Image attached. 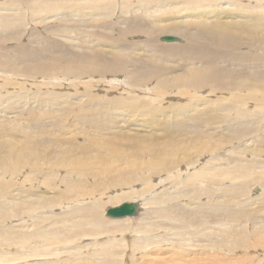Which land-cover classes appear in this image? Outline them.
I'll list each match as a JSON object with an SVG mask.
<instances>
[{"label":"rangeland","instance_id":"374dc122","mask_svg":"<svg viewBox=\"0 0 264 264\" xmlns=\"http://www.w3.org/2000/svg\"><path fill=\"white\" fill-rule=\"evenodd\" d=\"M93 1L94 4L99 3L104 6L115 4L116 7L111 9L107 15H93L92 18L97 19V24L91 25L86 23L88 22L85 21L87 16L84 17L83 15L91 14V10L94 7ZM151 1L152 0H0V238H2L0 240V254L8 256V260L12 261L1 262L0 264H103L107 261L106 258L109 254L105 252L107 246V250L111 247L109 250L110 256L114 255L109 257V260L111 262L117 261L115 263L113 262L114 264H148V260L155 258L154 254L161 255L163 258L169 255L170 257L172 255L176 257L177 250L171 249L166 253L165 250L159 251V249L162 250L161 248L151 247L156 245H150L149 243L153 238L157 239L161 238V236L166 237V235L172 233L178 234L180 223L171 222L170 224H166V226L163 225L162 229L159 231L141 234L135 231V229H137L138 223H142L147 218L143 205H139L140 210L138 217L128 219L131 220L127 226V228L130 229L129 232L125 230L123 233L109 232V235L107 232L105 233L107 236L105 234L99 236L92 234L94 235L92 236L83 231L82 236H77L72 240L73 242L66 241V243L63 244L42 243V239L38 237L40 235L38 233L40 229L44 227L41 229L43 231L49 226L55 228L56 232H61V237L70 235L73 237L78 233L77 229L72 228L69 234H67L68 229L63 226L66 221L71 222L72 225L86 228L83 225H88L89 220L87 221V219L79 218V215L75 214V211L84 209L98 202V196L100 197L98 193L106 194L102 198L104 201L102 199L99 200L101 205L109 203L110 205L106 206V208H114L119 206V204L122 205V202H130L136 199V196L130 195L135 191V187L140 189L148 188L139 185L141 182H138V184L132 183L130 187L129 185H125L124 188L115 189L114 186H110V175H108L102 178L104 185L102 190L98 191V185L96 184L97 178H66L65 170L63 169H60L58 174L55 175L53 182L48 179V175H51L50 168L55 161L58 162L59 159H62L58 166L60 168L64 165V161L66 162L67 157L70 158L71 162L80 158L95 162L97 161V157L104 158L103 160L106 162V160H109V157H112L106 149L118 148L115 150L122 153L124 152V156L128 157L127 160L131 162L136 160L144 162L142 159H147L145 151L150 154L149 149H154L150 141L155 145H159L161 141H163L159 148L161 153L180 148V152L182 153L180 157L182 160L185 159V162L180 161V163L188 166L190 163H194V161H199V158L205 153H208L207 150L210 148H208L209 145L207 146L206 142H209L211 147H215V149L213 148L212 155L210 154L211 156L207 155L206 157H202L200 159L201 161L198 162L205 163L210 160L211 157L215 159L212 161L213 163H211V165H208V172H223L222 168L226 167L223 165L226 164L225 160L228 159V157H225L228 155L227 153H229V161H233L229 169L230 171L238 173L240 170H246L247 172V176L244 179L245 181L241 183L231 181L230 179L225 181H214V183L211 184L214 185L215 189L214 200L209 197L207 191L211 186L207 183H202L201 186L196 185L193 189L190 188L191 191H189L188 188L187 193L189 196H192L193 203H185L187 210H192L188 211L189 214L197 208H200L202 212L193 215H185L183 218H180V220L189 218L194 225L190 223L189 226H187L186 231L189 234H186V243L183 244L180 242V237L182 238V235H180V237L179 235H175L173 238L177 239L176 243L179 244H169V246L173 247L183 244L184 250L190 252V256L186 257L188 259H191L193 254L202 252L201 254L204 255L202 257L205 259L208 257L210 258L213 253L218 254L223 264H264V261H262V259H264L263 249H251L247 248V245H242L241 247L244 248V250L238 251L240 249L237 247V243L240 241L237 239L238 235L236 236V234L230 235L232 240H226L225 238L228 237L226 234H224V237L222 236L223 242L215 240L217 235L224 233L222 229L233 228L236 229L238 234H244L247 239L246 242L248 243L250 241L249 239H254L247 237V233L249 231L251 233L249 229L250 226L251 228L254 225L259 227L264 226V142L262 139V137H264V110L261 111L262 108L258 105V101L263 98L264 92L251 93L248 89L241 91L234 90L233 85L236 83H240L241 81L249 83V73L239 68L228 67L226 64H224L222 68L224 74L222 78H211L205 82L204 86H199L198 84L179 86L176 83L180 81V77L183 75L186 62L182 60V56L173 54L166 55L160 51H153L150 57L138 59V62L142 65H139L137 61L134 60V62H127V56L132 57V59L138 58V56L132 55L135 52L130 48V45L137 42H140V45L145 38L144 41L151 40V37L148 39L144 34H129L128 28L130 26H136L142 20L147 22L153 21L151 20V14L156 17L158 13L166 10H173L176 6H185L184 3H186L184 0H182L183 2L170 0L171 3L163 4L156 12L152 11L153 13L151 14L149 12L144 14L143 11L140 10L141 5L147 8L148 5H154V2L152 4ZM235 1L246 3L244 5L250 2V0H231V2ZM251 1L254 3L255 0ZM253 3L251 6L255 10L254 12L257 11L261 13L264 5L262 6L260 2H257L260 6L254 5L256 1L254 4ZM126 5L130 6L131 9L126 8ZM223 5L224 7L230 6L229 2H224ZM55 6H62L63 8L50 11L51 8ZM66 7L76 8L74 9V15H70L71 13L69 11L65 14L64 9ZM260 7H263L262 10ZM60 24H63L60 29L53 28L55 26H60ZM117 27L121 29V33H118ZM97 29L101 31L99 35L94 33ZM258 33L259 36L264 39V26L261 27ZM114 35L123 39V46L119 51L107 49L106 55H109L107 61L114 62V59H116L115 61H121L123 64L120 65V68L117 70L111 69L109 73L107 71L103 72L100 69L101 72H93L89 69L85 70L87 65L82 63L83 71L78 73L71 71V68L73 69L74 66L77 67L78 65L75 64L72 66L74 63L70 61L72 60L70 53L81 52L82 48H78L79 45L82 46V43H84L86 46H93L94 37H98L102 41L103 38L100 37H110ZM162 35L176 36L179 39H184L185 44L187 42V39L183 38L181 35H169L162 32L154 36L151 41H153V43H161L160 38ZM115 39L120 40V38ZM84 40H86L87 44H85ZM52 41H56V43L51 44ZM244 42H249V40L244 39ZM69 43L71 45H69ZM185 44H180L181 46L178 49L179 52H186L181 50L186 48L184 47ZM55 49L56 51L58 50L57 52H61L65 49L68 54V58L63 57L60 61L56 62L55 65H57V67L54 65L55 61L52 60L51 57H46L47 54L54 53ZM38 51L43 54L41 57L43 66H39L37 63L35 64V62L26 61V59H29V54L36 55ZM119 52L121 54H118ZM124 56L126 57L124 58ZM150 59L152 63L158 66L161 65L162 68L158 69L146 64L151 62ZM67 60L70 62L69 64L65 62ZM62 62L65 65L61 64ZM242 64L245 63L243 62ZM66 65H68V67H66ZM193 65L197 67L201 66L199 62H194ZM143 66L147 68V71L143 76H140L136 69L139 67L142 68ZM241 92L246 95L241 97ZM141 104L142 107L139 109L135 108V111H133L134 108H131V105L140 106ZM144 104L149 106L148 110L146 108L143 109ZM121 105L126 107L130 106V111L124 112L122 110L123 106ZM172 107L177 109L176 112L178 110L182 111L181 114L174 119L171 117ZM163 108H165V110ZM157 109L159 111L161 109V113L165 112L164 114L167 115L166 120L163 119V115L153 112L154 110L158 111ZM186 109H189L190 112ZM249 112L252 113L251 115H255V112H260L258 115L261 116V121L256 123L250 120V117H243L242 113ZM142 113H144V115ZM206 116L223 117L233 128L253 126L256 130L245 131L241 136L233 137L232 130L225 129V131H222L226 128L225 123L213 125L206 121V119L200 118ZM38 119L44 123L39 122ZM193 119L195 126H187L186 123H194H192ZM149 121L152 123L155 122L156 132L154 131L155 129L150 128L152 125L148 127L147 122ZM135 125L144 126L138 127ZM111 126L115 129H111ZM165 126L166 129L163 130ZM219 126L221 127L218 128L216 134H214V131H216L215 127ZM177 127L180 128V134L174 133ZM97 129L104 131L99 134L96 133L97 136L94 137L93 134ZM193 130H198L197 134L194 132L195 135H193L191 133ZM126 131L129 133H126ZM80 132L81 135L78 136L77 133ZM113 138H116L117 142L116 140L113 141ZM110 141L112 143H110ZM8 145H12L10 146L12 149L10 152L6 150L7 147H9ZM25 148L37 153V159L42 163L40 167L44 169L42 175H39L37 171L30 174L33 169L22 164L16 167L18 172L15 176L8 175L11 173H7L4 167L14 162L17 163V158L20 155L18 151ZM256 148H258L256 152L259 151V153L257 152L255 156H252L251 153L247 155L248 151H255ZM198 151L199 153H197ZM260 151L262 152L260 153ZM125 153H127V155H125ZM261 154L263 157L260 156ZM40 155L41 157L39 159L38 157ZM173 155H175V152L171 153V156ZM191 156H193V158ZM55 157H57V159ZM164 163L169 166V168L163 172L164 174L170 173V171L176 167L171 165L168 158L165 159ZM201 166L202 165L199 167ZM2 167L5 171L2 170ZM35 177H37L38 183H41L40 185L44 183L51 186V188L44 189V187L39 186L36 190H41L43 193L34 191L32 195L30 190L35 186H30L29 184H32L31 181L35 180ZM171 177L175 179L176 175H171ZM183 178L184 176H182L179 181L181 179L182 181L190 179V177ZM65 180L70 184L82 185L84 189L92 191L95 196L89 197L87 195H82L77 199L78 202H68L56 208L49 205L47 209L40 207L39 204H35V200L40 196L49 198V196L53 197L56 196L58 192H62L65 185H63L61 181ZM55 186H59L60 188H54ZM147 186H150V183L147 184ZM182 186V183L177 187H171L170 184L163 187V189L157 191L155 189L153 192H156L153 193L152 196L158 198L161 196L160 192L164 190L167 191L166 194L163 195L165 198L170 197L171 199H176L182 192ZM76 193L79 195L78 192ZM123 193L125 194L122 195ZM128 196L129 199L126 198ZM94 198L96 202L93 200ZM146 199L145 203L150 201L151 194L146 196ZM41 200L43 199L41 198ZM176 201L178 200L170 203L173 204V202L176 203ZM28 203L31 204L28 205ZM142 203H144V201H142ZM33 205L35 207H33ZM197 205L199 206L197 207ZM212 205L216 206L218 210L216 213L223 216L216 221L212 220L211 216H208L211 214L207 212V208H211ZM164 206L165 204L157 209L163 208ZM226 206L229 207V211L232 212L226 219L228 222H225V215L228 211L226 210ZM141 207L143 208L141 209ZM16 208L19 210L23 209L20 211L22 213ZM106 208H104V211ZM6 212H11V214L9 215ZM15 212H19L20 214L18 213L17 215ZM27 212L31 215H28ZM32 215H35V217ZM101 216L105 221L112 220L106 218V216ZM44 218L46 219L44 220ZM156 219L157 218H154L157 224L149 222L154 227L160 225V223L158 224L159 221L163 222L162 220ZM24 220L25 223H29H23ZM36 220L38 223H43H41L42 227ZM200 221H206L204 225H200L202 232H198L199 226L197 225H199ZM21 224H24V227H22ZM25 228L27 229L25 230ZM65 231H67L66 235H64ZM17 232L20 233V236ZM7 233L8 235H6ZM11 233L13 235L12 239L8 237ZM21 234L26 235V237L23 238ZM184 237L185 236H183V238ZM30 239L32 242H30ZM15 240L20 241L16 242ZM157 241L158 239L156 242ZM108 243L111 246H109ZM37 245L40 246L38 247ZM105 245L106 248H104ZM234 245L236 247L233 248ZM229 246H231L234 251H229ZM147 247L148 249H146ZM113 248L115 250H113ZM218 248L222 251H219ZM111 250H113V252ZM37 251L44 254L41 255L42 257L46 256V253L50 254V256L48 255L46 258H38L41 256H37L36 258L33 254L38 253ZM56 251H59V253H56ZM52 252L53 254H51ZM228 252L235 253L237 259H233L232 256L228 257ZM55 254L57 256L59 255V257L55 258L57 256H51ZM25 255L28 260L23 259ZM115 257L117 260H115ZM21 258L23 259L22 261ZM188 263L195 264L192 261ZM198 263L212 264L210 262L206 263V261Z\"/></svg>","mask_w":264,"mask_h":264},{"label":"bare ground","instance_id":"6f19581e","mask_svg":"<svg viewBox=\"0 0 264 264\" xmlns=\"http://www.w3.org/2000/svg\"><path fill=\"white\" fill-rule=\"evenodd\" d=\"M141 1H143V0H141ZM175 1L183 2L182 0H175ZM223 1L227 2V3L229 2L230 6L224 7ZM255 1H256V4H254ZM255 1L253 3V1L250 0V2L248 3L250 5H248V4L244 5L246 3L237 2V1L231 2V0H184V2H186V3H184L185 6H182V5L176 6L173 10H166V11H163L161 13H158V15L156 17H154L155 15L153 16L151 13L156 12L157 9L160 6H162L163 4L171 3L170 0H164V1L152 0L151 3L153 4V2H154V5H148L147 8H145L143 5H141L140 10L143 11L144 14H147V12H149L151 14V17H152L151 20H153V21L147 22V21L142 20L136 26H130L128 28L129 34H135V33L144 34L145 36H147L148 39L151 37V40H152V38L154 36H156L160 32H162L164 34L166 33L169 35H175V34L181 35L183 38L187 39V42L185 44L184 39H180V41L175 42V43H179V44L162 42L161 38L163 37V35L160 38L161 43H153V41H151V40L150 41H144L146 39L145 38L143 40V42L141 41L143 45L142 44L139 45L140 42L133 43V45H130L131 46L130 48L135 53L138 52L137 54H135L133 52L134 54H132V55L138 56V58L132 59V57L127 56V62L137 61V63L139 65H142L141 63L138 62V59L143 58V57L144 58L150 57L151 53H153V51L154 52L160 51L166 55H172L173 54L176 56H182V60H184L186 62L184 65L183 75L180 77V81H178L176 83L179 86L191 85V84H198L199 86H204L205 82L211 78H214V77L222 78L224 76V74L222 72V68H223L224 64H226V66H228V67L239 68V69L245 70L247 73H249V80H250L249 83L244 82V81H241L240 83H236L233 85L234 90L241 91L244 89H248L251 93L264 92V39H262L258 33L260 31L261 27L264 26V8L260 7L261 10L263 8V11L261 13H258L257 11L254 12L255 10L251 6L252 3L254 5L260 6L257 2L262 3V6H263L264 0H255ZM108 3H109V1H108ZM93 5H94V7L91 10V14L83 15L84 17L87 16L85 21H88V22H86V23L91 24V25L97 24L96 23L97 19L92 18L93 15H97V16H101L103 14L107 15L111 9L116 7L115 4H109V5H105V6L101 5L99 3L94 4V1H93ZM125 7L131 9L130 6L126 5ZM62 8H63L62 6H57V7L55 6V7H52L50 11L60 10ZM154 8H156V9H154ZM74 9H76V8L66 7L64 9L65 14H66V12L69 11L71 13L70 15H72V14L74 15ZM103 19H106V18H103ZM114 23L116 24L115 21H114ZM63 24H60V26H55L53 28L60 29ZM58 25H59V23H58ZM117 29H118L117 30L118 33H121V29H119L118 27H117ZM94 33L99 35L101 33V31L97 29L94 31ZM94 38H95V40H94ZM94 38H93V40H94L93 46H86V45H84V43H82V46L79 45V47H78V48H82L81 52L70 53L72 56L71 57L72 60H70V61L72 63H74V64H72V66L75 64L78 65L77 67L74 66L73 69L71 68V71H74L77 73L83 71L82 63H85L84 65H87L85 70L89 69V70H92L93 72L102 70L103 72L107 71L109 73L111 71V69L117 70L118 68H120V65L123 64L121 61H115L116 59H114V62L107 61L109 55L108 56L106 55L107 49H110L112 51H119V49L123 46V43H122L123 39L121 37H117L115 35L110 36V37H100V38H103L102 41L98 37H94ZM115 38H120V40L115 39ZM244 39H248L249 42H244ZM182 40H183V43H182ZM84 41H85V44H87L86 40H84ZM69 42H71V41H69ZM55 43H56V41L51 42V44H55ZM130 43H131V41H130ZM162 43H166V44H162ZM180 44H185L184 47H186V48H183L181 50H184L187 53L186 52H179L178 49L181 46ZM69 45H71V44L69 43ZM127 47H129V46H127ZM127 47H126V49H127ZM56 49L54 50V53L46 55V57L49 56V57H51L52 60L55 61L54 65L56 64L57 61H60L61 58H63V57L68 58V56H67L68 54H67L65 49H63V51H61V52H57L58 50L56 51ZM118 54H121V53L119 52ZM118 54H116V55H118ZM29 55H30L29 59H26L27 62L28 61L35 62V64L37 63L39 66H43V63L41 60V57L43 56V54L40 51H38V53L36 55H32V54H29ZM114 56H115V54H114ZM125 57L126 56H124V58ZM115 58H117V57H115ZM105 59H106V61H105ZM145 60H147V59H145ZM150 61H151V59H150ZM65 62L67 64L70 63V62H68V60ZM194 62H199L201 64V66L197 67V66L193 65ZM243 62L245 64H242ZM32 64H34V63H32ZM61 64H63V62ZM146 64H148L150 66H154L155 68H158V69L162 68L161 65L158 66V65L152 63V61L150 63H146ZM63 65H65V64H63ZM55 66L57 67V65H55ZM70 66H71V64H70ZM56 67H54V68H56ZM66 67H68V65H66ZM64 68H65V66H64ZM124 68H126V67H124ZM136 70L140 76H143V74H145V72L147 71V68L145 66H143L142 68L139 67ZM58 71H59V69H58ZM56 72H57V70H56ZM60 72H61V69H60ZM60 72H59V74H60ZM5 89H7V88H5ZM240 94H242V92ZM245 95L246 94L243 93L241 95V97L245 96ZM262 97L263 98L260 101H258V105L262 108L261 111L264 110V96H262ZM121 106H123V105H121ZM141 107H142V104L140 106L131 105V108L132 109L134 108L133 111H135V108L139 109ZM144 108H146L148 110L149 106L147 104H144L143 109ZM137 109H136V111H137ZM163 109L165 110V108H163ZM122 110L124 112L130 111V106H128V107L123 106ZM176 110H177L176 108L172 107L171 117L173 119L177 118V116L179 114H181V112H182L179 110L176 112ZM186 110L189 111V109H186ZM153 112L158 113L160 115H163V117H164L163 119H165V120L167 119V115L164 114L165 112L161 113V109H160V111L154 110ZM144 113H146V112H144ZM144 113H142V114L144 115ZM258 113H260V112H258ZM258 113L255 112V115H251L252 113L249 112V113H242V115H243V117H250L251 118L250 120L255 121L256 123H259L262 118H261V116L258 115ZM200 118L206 119V121H208L210 124H213V125H216L218 123H225L226 128H224L222 131H225V129L232 130L233 137L234 136L239 137L245 131L256 130V128H254L253 126H242V127H238V128H233L231 126V124H228L229 122H227L226 119H224L223 117H219V116H210V117L206 116V117H200ZM40 119H42V118H40ZM40 119H38L39 122H41ZM43 119H44V117H43ZM193 122H194V119L192 120V123ZM41 123H44V122L42 121ZM147 124H148V127L152 125V127H150V128L155 129L154 131L156 132L155 122L152 123L149 121V122H147ZM72 125H73V123H72ZM186 125L194 127L195 122L193 124L186 123ZM135 126L142 127L144 125H135ZM125 127H127V126H125ZM220 127L221 126L215 127L216 131H214V134H216L217 129ZM23 129H24V127H23ZM100 129H97L96 132H94V134H93L94 137L97 136L96 133L99 134V133L104 131V130H100ZM111 129H115V128L113 126H111ZM164 129H166V126L163 127V130ZM122 130H124V129H122ZM197 131L198 130H193V131H191V133L193 135H195V133L197 134ZM67 132H68V130H67ZM127 132L128 131H126V133ZM65 133H66V130H65ZM123 133H125V132H123ZM174 133L180 134V128L177 127V129L174 131ZM77 135L80 136L81 132L77 133ZM72 136H74V135H72ZM107 136H108V134H107ZM67 137H69V136H67ZM262 139L264 142V137H262ZM112 140L115 141L116 138H113ZM116 142H117V140H116ZM162 142L163 141H161V143L159 145H155L150 141L151 145L154 147L155 150L153 148L149 149L150 154L147 151H145L147 154V159L143 158L142 160L144 162H139L137 160L131 162V161L127 160L128 157L124 156V154H123L124 152L122 153L118 150H115L118 148L106 149V151H108L109 154H111V156L113 157V158L109 157V160L105 159L106 162H104V160H103L104 158L102 159L100 157H97V161H95V162H90V161L82 159V158L75 159L71 162L70 158L67 157L66 162L63 160L64 165L61 166V168H60L58 166L60 165V162L62 159L61 160L59 159L58 162H56L54 160L55 163L54 164L52 163L53 165L50 168L51 175L50 176L48 175V177H49L48 179L54 182L55 175L58 174L60 169H63V170H65L66 178H71V177H76L78 179H81V178L89 179L90 177L97 178L96 184L98 185V191H101L102 187L104 185L102 178H104L108 175H110V184H111L110 186H114L115 189L124 188L125 185H129V187H130V185L132 183L138 184V182H141V184H139V185H143L144 187H148V188H146V189L141 188L140 189L138 187H135V191H133L130 195L136 196L137 198L134 199L133 201H130V202H122L123 204L124 203H135L137 206L143 205L145 207V212L147 214V218L142 223H140V224L138 223L137 229H135V231H138L141 234H145L147 232L150 233V232H154V231H159L160 229H162L163 225L166 226V224H170L171 222L180 223V225L178 227V230H179L178 234L172 233V234L166 235V237L161 236V238H157L158 239L157 242H156L157 239L153 238L150 240L151 242L149 243L150 245H156V246H151V247L161 248L162 250L159 249V251L165 250L166 253H168V251L171 249L177 250V256L174 257V255H172L170 257V255H169V256H166L163 258V257H161V255L154 254L155 258L148 260V264H189L188 262H190V261H192L195 264H199L198 262H203V261H206V263L210 262L212 264H223L220 256L218 254H215V253H213V255L210 258L208 257L206 259L202 257V256H204L203 254H201L202 252L201 253L197 252V254H193L192 255L193 257L191 259L186 258V257L190 256V252H187L184 250L185 248H184L183 244L186 243V234H189L186 231L187 226H189L190 223L191 224H193V223L190 221L189 218H185L182 220H180V218H183L185 215H191V214L193 215V214H196L198 212H202V210L200 208H197V209H194L191 214H189L188 211H192V210L191 209L187 210V206L185 205V203H189V204H193V203H192V198H191L192 196H189V194L187 193L188 188H189V191H191L190 188L193 189L196 185L201 186L202 183H207L209 186H211L209 188V190L207 191L209 193V197L211 199L213 198V200H214L215 189H214V185H211L214 183V181H216V180L225 181L227 179H230L231 181L241 183V182L245 181L244 179L247 176V172H246V170H242V171L240 170L238 173H235L234 171L229 170L231 168V163L233 162V161H229V153H227L228 155L226 154L227 156H225L226 158L228 157V159L225 160L226 164L223 165V166H226V167L222 168L223 172H221V173H213V172L210 173V172H208L209 171L208 165H211V163H213L212 161H214L215 159H213L211 157V159L205 163H198V162L201 161L200 159L202 157H206L207 155H209V156L212 155L213 148L215 149V147H211L209 142H206V145L210 146V147L208 146V148H210L209 150H207L208 153L207 154L205 153L201 158H199V161H194V163H190L189 166L180 163V161L185 162V159L182 160V158L180 157V154H182L180 152L181 151L180 148L172 149L171 151H166V152L161 153V150H159V148H160ZM35 143H37V142H35ZM110 143H112V142L110 141ZM8 146L9 147H7L6 150H7V152H10L12 150L10 146H12V145H8ZM115 146H117V145H115ZM219 148H221V147H219ZM258 148H256L255 151L254 150L248 151L247 155H249L251 153L252 156H255L257 154V152L259 153V151L256 152V150ZM221 149H223V148H221ZM203 150H204V148H203ZM174 152H175V155L171 156V153H174ZM261 152L262 151H260V153ZM18 153H20V155L17 158L18 162L17 163L14 162L11 165L4 167L7 170V173H11L8 175L15 176L18 172L16 170V167H19L18 165H21V164L26 165V167L28 166L30 169H33L30 174L37 171L39 173V175H42V173L44 172V169H42L40 167L42 165V163L38 161L37 153H34L33 151H30V149H27V148H25L21 151H18ZM184 153H185V151H184ZM197 153H199V151ZM106 154H107V152H106ZM262 154L260 156H262ZM67 155H69V154H67ZM125 155H127V153H125ZM40 157H41V155L38 158L40 159ZM191 157L193 158V156H191ZM55 158L57 159V157H55ZM167 158L169 159L171 165H174L176 167L174 169H172L170 171V173L164 174L163 172H165L169 168V166L165 165V163H164L165 159H167ZM235 162H237V161H235ZM200 165H202V166L199 167ZM4 168L2 167V170L5 171ZM17 169H19V168H17ZM20 169H21V167H20ZM19 173H21V172H19ZM171 175H173V176L176 175L175 179H172ZM182 176H184V178L190 177V179L185 180V181H182V179H181L179 181V179ZM61 182L63 183V185H65L62 192H58V194L56 196H53V197L49 196V198L45 197V196H40L37 200H35L36 201L35 204H39L40 207L47 208V209H48L47 206H49V205H52L53 208H56L58 206H63V205H65V203H68V202H73V203L78 202L77 199L80 198L82 195H87L89 197L95 196V194L92 191H88V190L84 189L82 187V185L70 184L67 180L61 181ZM31 183L32 184H29L30 186H35L32 189L29 187L31 189L30 190L31 194L34 193V191H37L38 193H43V192H41V190L40 191L38 189L36 190V188H38L39 186L44 187V189L45 188L46 189L51 188V186H48L44 183H42L43 185H40L41 183H38L37 177H35V180H32ZM146 183L147 184L150 183V186H147ZM181 183L183 184V186L181 188L182 192L180 193L179 197L176 199L175 198L171 199L170 197L165 198L163 195H165L167 191H164V190L162 192H160L161 196H159L158 198L152 196L153 193H155L157 190L163 189V187H165V186H168L171 184V187L172 186L177 187ZM56 187L60 188L59 186H55L54 188H56ZM155 189H156V191L153 192ZM76 192H78L79 195ZM124 194L125 193H123L122 195H124ZM150 194H151V200L147 201V203H145L147 200L146 196H149ZM98 195H100V197ZM98 195H96V196H98V199H97L98 202L95 201V198L93 199L96 202L95 204L91 203L92 205H89L88 207H86L84 209H78L76 211L73 210V211H75V214L79 215V218L81 217V219H87V221L89 220V224L86 222L88 225H83L86 228L80 227L78 225H72L71 222L66 221V222H64L63 226L65 228L67 227L68 233H67V231H65L64 235H66V233L69 234V231H71L72 228L77 229L78 233H76V235H74L73 237L71 235L66 236V237H61L62 233L56 232L55 228L49 226L47 229L42 231L41 229H43L44 228L43 227L38 232L40 234L38 237L42 239V243L45 242L47 244H51V243L63 244V243H66V241L73 242L72 240L74 238H76L77 236H82L83 231L89 233L90 235L96 234V236L104 235L107 232H108L107 233L108 235H109V232L123 233L125 230L129 232L130 229L127 228V226L131 220H128V219H130L132 217H134V218L138 217L140 208L139 209L137 208L136 213L131 215L130 217H125V218L109 217L106 215L107 211L110 209H114V208H112V207L106 208V206L110 205L109 203L101 205V203H99V200L102 199L106 194L98 193ZM173 197H175V196H173ZM32 198H34V197H32ZM41 198L43 200H41ZM126 198L129 199V196ZM175 200H178V201H176V203L173 202V204L170 203V202L175 201ZM142 201H144V203H142ZM33 202H34V199H33ZM30 204L28 203V205H30ZM163 204H165V206L163 208L157 209L158 207H162ZM167 204H168V207H167ZM34 205H33V207H35ZM119 206H121V205L119 204ZM119 206H116V207H119ZM198 206L199 205H197V207ZM104 208H106L105 211H104ZM142 208L143 207H141V209ZM226 208H227L226 210H228V211H227V214L225 215L226 216L225 222H228L226 219L228 218V216L230 214H232V212L229 211V207L226 206ZM16 209H18V208H16ZM22 210L23 209H20L19 212ZM29 210H30V208H29ZM52 211H53V209H52ZM216 211H218V210L216 209L215 205H212L211 208L210 207L207 208V212L209 214H211L208 216H211V219L214 221H216L218 218L220 219V217L222 216L219 213H216ZM18 213H16V214L18 215ZM20 213H22V212H20ZM7 214L10 215L11 212H9ZM27 214H28V212H27ZM33 214H34V212H33ZM28 215H31V214H28ZM101 215L106 216V218L112 219V220L105 221L102 219ZM32 216L35 217V215H32ZM41 216H43V215H41ZM163 217H165V218H163ZM154 218H157L156 220H162L163 222L159 221L158 224L160 223V225L159 226L156 225L157 227H154L153 225H151L149 223V222L156 223ZM32 219H31V221H32ZM45 219L46 218H44V220ZM115 219H119V220H115ZM37 220H36V222L38 223ZM179 220H180V222H179ZM23 223H25V220ZM28 223L26 222L25 224H28ZM205 223H206V221H204V222L200 221L199 222V225H197V226H199L198 232L199 231L202 232V230L200 229V225H204ZM42 224L40 225L41 227H42ZM46 224H47V222H46ZM22 227H24V224L22 225ZM59 228H60V225H59ZM26 229L27 228H25V230ZM249 229L251 230V233H250V231L248 233L246 232L248 235L247 237L248 238H254V239H249L250 241L248 243L246 242V240H247L246 236L244 234H241V235L238 234L236 229H233V228L222 229V231L224 233L223 234L220 233L219 235H217L215 237V240L223 242L222 236L224 237V234L228 235V237L225 238L226 240H229V239L232 240L230 235L236 234V236L238 235L237 239L240 241L237 243V247H239V249H240L238 251L244 250V248L241 247L242 245H247V248H251V249L256 248L258 250H262V249L264 250V248H263L264 247V226L259 227V226L254 225V226H252V228L250 226ZM79 230H81V231H79ZM59 231H61V230H59ZM25 232H27V231H25ZM6 235H8V233ZM18 235L20 236V233H18ZM175 235H179V237H180V235H182V238L180 237V239H181L180 242L183 244H180V246L171 247V246H169V244L170 245L179 244V243H176L177 239L173 238V236H175ZM21 236L23 238L26 237V235H23V234H21ZM35 236H37V235H35ZM92 236H94V235H92ZM183 236H185V237L183 238ZM190 236H192V235H190ZM8 237L12 239L13 238L12 233ZM1 239L2 238H0V240ZM15 241L17 242L20 240H15ZM24 242H27V241H24ZM30 242H32V240ZM108 245H109V243H108ZM115 245L118 246L117 244H115ZM109 246H111V245H109ZM148 247L146 249H148ZM215 247H213V248H215ZM229 247H230L229 251H234L232 249L236 246L234 245L233 248L231 246H229ZM58 248H59V246H58ZM104 248H106V245L104 246ZM107 248H108V246H107ZM107 248H106L105 252H108L109 254L106 258L107 261L106 262L104 261L105 263H103V264H114L117 261H115V262L113 261L114 262L113 263L109 260V257L114 256V255L110 256L109 250L111 249V247L109 248V250H107ZM221 248H223V247H221ZM55 249H56V247H55ZM47 250H50V249H47ZM52 250H53V248H52ZM113 250H115V249L113 248ZM113 250H111V251L113 252ZM178 250H179V253H178ZM218 250H219V248H218ZM59 251H56V253L57 252L59 253ZM219 251H222V250H219ZM33 252H35V251H33ZM41 252H43V251H41ZM114 252H116V251H114ZM26 253H28V252H26ZM30 254H33V253H30ZM51 254H53V252ZM33 255L36 256V258H37V256H41L44 254H41L38 252V253H34ZM48 255L50 256V254L46 253V256H44V257L41 256L38 258H46ZM51 256L55 257L57 255L55 254V255H51ZM227 256L228 257L232 256L233 259H237L235 257V253L228 252ZM58 257H59V255L55 258H58ZM23 259L28 260L26 255L23 257ZM23 259L21 258V261ZM115 260H117V258ZM259 261L262 262V261H264V259H262V261L261 260H259ZM1 262H12V261L8 260V256H6L4 254H0V263ZM56 262H58V261H56ZM53 263H55V262H53Z\"/></svg>","mask_w":264,"mask_h":264},{"label":"water","instance_id":"95a60500","mask_svg":"<svg viewBox=\"0 0 264 264\" xmlns=\"http://www.w3.org/2000/svg\"><path fill=\"white\" fill-rule=\"evenodd\" d=\"M163 42H168V43H175L180 41L178 37H172V36H163L161 38ZM137 206L135 203H124L119 207H114V209H110L107 211L106 215L109 217H118V218H125V217H130L131 215L136 213Z\"/></svg>","mask_w":264,"mask_h":264}]
</instances>
